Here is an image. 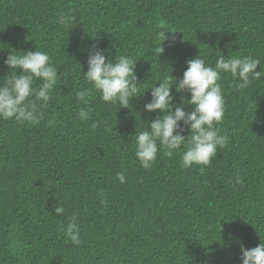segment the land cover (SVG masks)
<instances>
[{"label":"trees","instance_id":"trees-1","mask_svg":"<svg viewBox=\"0 0 264 264\" xmlns=\"http://www.w3.org/2000/svg\"><path fill=\"white\" fill-rule=\"evenodd\" d=\"M94 47L137 59L141 96L124 108L93 91L82 121L75 97L92 88L83 74ZM34 49L57 66L58 84L43 120L0 119V264H241V246L264 241V0H0V77L9 51ZM196 55L213 66L219 55L258 58L262 75L237 89L221 74L215 126L227 141L209 165L183 168L181 151L160 150L144 169L135 134L163 115L143 110L149 88L182 78ZM171 91L193 110L187 92ZM73 215L79 245L65 233Z\"/></svg>","mask_w":264,"mask_h":264},{"label":"clouds","instance_id":"clouds-1","mask_svg":"<svg viewBox=\"0 0 264 264\" xmlns=\"http://www.w3.org/2000/svg\"><path fill=\"white\" fill-rule=\"evenodd\" d=\"M60 22L64 23V20ZM160 39L162 42L166 39L165 32L160 34ZM158 52H163L161 44ZM21 53L9 51L4 61L9 74L0 77V119L37 123L43 120L42 109L52 99L51 93L58 84L57 66L47 52L34 49ZM206 59L200 55L187 59L182 78L177 80L168 74L159 81V86H155V83L149 88L151 99L143 105V110L148 113L159 110L163 115L150 123L145 121L150 131L143 128L135 134V156L144 169L152 167L160 150H165L164 154L169 157L175 151H181L183 168L207 166L217 155V148L226 144L227 137L221 135L220 129L215 126L223 120L225 112L223 89L218 81L222 73H227L237 81V89L247 88L252 80L261 77V70L255 71L261 61L248 56L225 58L219 55L213 66L207 64ZM136 61L127 56L107 60L104 50L96 47L88 51L87 71L83 76L92 88H84L76 93L75 98L85 106L77 113L80 120L91 119L92 109L87 105L93 91L100 93L102 101L124 108H129L133 97L141 96L138 95L140 83L135 74ZM173 87L177 93H188L189 98L182 96L181 103L192 105L191 112L186 113L183 107L172 103ZM55 123L54 119L48 121L49 126ZM181 123L188 126L187 137L182 134L184 128ZM96 126L93 123L92 127ZM116 179L124 183L125 174L117 173ZM54 212L59 215L64 209L57 206ZM65 233L74 245L81 243L75 215L68 222ZM240 260L241 264H264V241L250 249L241 246Z\"/></svg>","mask_w":264,"mask_h":264}]
</instances>
